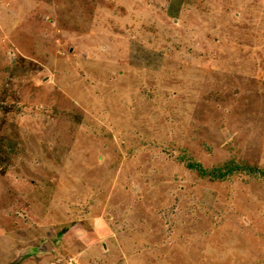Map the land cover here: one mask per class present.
Returning a JSON list of instances; mask_svg holds the SVG:
<instances>
[{
	"label": "rangeland",
	"instance_id": "1",
	"mask_svg": "<svg viewBox=\"0 0 264 264\" xmlns=\"http://www.w3.org/2000/svg\"><path fill=\"white\" fill-rule=\"evenodd\" d=\"M0 264H264V0H0Z\"/></svg>",
	"mask_w": 264,
	"mask_h": 264
},
{
	"label": "water",
	"instance_id": "2",
	"mask_svg": "<svg viewBox=\"0 0 264 264\" xmlns=\"http://www.w3.org/2000/svg\"><path fill=\"white\" fill-rule=\"evenodd\" d=\"M51 249H52L51 244H50V242H48V241H45V242L43 243V245L41 246L40 249H35V248H33V250H34L36 253L47 252V251H50ZM30 251H31V249H30ZM30 251H29V252H30ZM31 255H32V254H31Z\"/></svg>",
	"mask_w": 264,
	"mask_h": 264
},
{
	"label": "trees",
	"instance_id": "3",
	"mask_svg": "<svg viewBox=\"0 0 264 264\" xmlns=\"http://www.w3.org/2000/svg\"><path fill=\"white\" fill-rule=\"evenodd\" d=\"M232 171H233L232 167H227L226 168V174L231 173Z\"/></svg>",
	"mask_w": 264,
	"mask_h": 264
}]
</instances>
